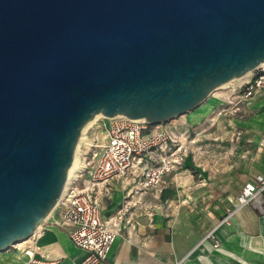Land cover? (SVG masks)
<instances>
[{
	"label": "water",
	"instance_id": "95a60500",
	"mask_svg": "<svg viewBox=\"0 0 264 264\" xmlns=\"http://www.w3.org/2000/svg\"><path fill=\"white\" fill-rule=\"evenodd\" d=\"M264 62V0H0V252L57 208L96 116L165 124Z\"/></svg>",
	"mask_w": 264,
	"mask_h": 264
},
{
	"label": "crops",
	"instance_id": "0c3cea01",
	"mask_svg": "<svg viewBox=\"0 0 264 264\" xmlns=\"http://www.w3.org/2000/svg\"><path fill=\"white\" fill-rule=\"evenodd\" d=\"M228 88L163 124L181 150L162 183L145 189L134 173L94 191L103 218L118 219L121 231L99 264H264V190L223 221L241 189L264 178V89L231 113ZM72 228L54 210L26 245L0 252V264H26L33 256L76 264L87 252L74 245Z\"/></svg>",
	"mask_w": 264,
	"mask_h": 264
},
{
	"label": "built area",
	"instance_id": "2783aa9c",
	"mask_svg": "<svg viewBox=\"0 0 264 264\" xmlns=\"http://www.w3.org/2000/svg\"><path fill=\"white\" fill-rule=\"evenodd\" d=\"M230 88L233 89L232 113L239 110L238 104L241 101H247L257 91L264 89V62L251 71L243 83L232 85ZM97 128L103 135V142L100 143L97 136L93 143L81 145L85 165L79 173V178L73 181L67 195L55 209L59 223H70L74 226L69 231L74 245L87 252L76 264H99L108 257L111 245L121 234L118 219L105 220L101 215L100 203L94 193L97 187L105 184L110 178L139 173L141 186L145 189L154 188L162 183L164 175L179 163L176 157L181 150L178 138L168 132L163 124L151 125L145 120L120 116L104 117ZM158 156L161 159L155 163ZM80 180H86V183L81 185ZM263 190V177L247 183L236 197L235 208L227 210L223 221L229 222L236 208L257 201ZM122 217L120 213L118 218ZM38 231L39 229L35 233ZM26 264L58 262L33 256Z\"/></svg>",
	"mask_w": 264,
	"mask_h": 264
},
{
	"label": "bare ground",
	"instance_id": "6f19581e",
	"mask_svg": "<svg viewBox=\"0 0 264 264\" xmlns=\"http://www.w3.org/2000/svg\"><path fill=\"white\" fill-rule=\"evenodd\" d=\"M250 72L247 73V75L243 76V77H240V78H234L232 79V81L228 82L227 84H224L223 86H221L220 88H227V87H231L232 85H236L238 83H243V81H245L248 76H249ZM219 88V89H220ZM98 118H103V116L101 115H98L96 116L93 120L89 121L88 124L82 129V132H81V137H80V140L78 142V146H77V149H76V156H75V160L73 162V165L69 171V174H68V179H67V182H66V186H65V189L59 199V201L61 202L62 199L67 195L68 191H69V188L73 185V181L77 178H79V173L80 171H82L84 165H85V160L82 159V154L83 152L81 151V145L83 143H87L88 145L93 143L95 141V138L98 136V135H95L92 136V137H88L86 135V132L88 130V128L94 124L95 122H97V120H99ZM141 120H144V119H141ZM102 135V134H101ZM103 136V135H102ZM59 202V203H60ZM59 205V204H58ZM41 228V226L39 227V229ZM24 241H27V240H24ZM23 241L19 242V243H22ZM18 244V243H17Z\"/></svg>",
	"mask_w": 264,
	"mask_h": 264
},
{
	"label": "rangeland",
	"instance_id": "374dc122",
	"mask_svg": "<svg viewBox=\"0 0 264 264\" xmlns=\"http://www.w3.org/2000/svg\"><path fill=\"white\" fill-rule=\"evenodd\" d=\"M221 89H223V90H225V91H228L229 90V88L228 89H226V88H220V89H218V90H216V91H220ZM106 118V117H105ZM99 120H97V122H95L94 124H92L89 128H88V130H87V132H86V135L89 137H92V136H94V134L95 135H98L99 136V141H100V143H102L103 142V136L101 135L102 133L100 132V130H98V128H97V126L100 124V121H101V119H103V118H98ZM177 119H179V117H177V118H174V119H172V120H170L169 122H172V121H175V120H177ZM104 121V120H103ZM102 121V122H103ZM168 122V123H169ZM168 123H165V125L166 124H168ZM81 149H83V148H81ZM95 149V148H94ZM79 184H81V180L79 181ZM82 185V184H81ZM31 238V237H30ZM30 238H28L27 239V241L26 242H28L29 241V239ZM26 242H22V243H18V244H16L15 246H17V245H19V246H24V245H26L27 243Z\"/></svg>",
	"mask_w": 264,
	"mask_h": 264
}]
</instances>
